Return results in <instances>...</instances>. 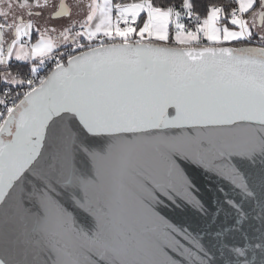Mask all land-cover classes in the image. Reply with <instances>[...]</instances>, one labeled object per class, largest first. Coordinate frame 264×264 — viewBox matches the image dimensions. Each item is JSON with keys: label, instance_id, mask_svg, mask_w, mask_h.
<instances>
[{"label": "water", "instance_id": "obj_1", "mask_svg": "<svg viewBox=\"0 0 264 264\" xmlns=\"http://www.w3.org/2000/svg\"><path fill=\"white\" fill-rule=\"evenodd\" d=\"M223 114L234 129L179 127ZM261 119L264 47L72 55L0 128V264H264V147L223 161L244 188L208 166Z\"/></svg>", "mask_w": 264, "mask_h": 264}, {"label": "crops", "instance_id": "obj_2", "mask_svg": "<svg viewBox=\"0 0 264 264\" xmlns=\"http://www.w3.org/2000/svg\"><path fill=\"white\" fill-rule=\"evenodd\" d=\"M50 1L33 0L29 3L26 1L18 2L17 0H0V8L13 10L15 16L24 13L38 15L37 13L43 5H49ZM63 1L68 9V15L62 16L63 19L61 20L53 15L50 20L44 23L37 22L39 26L36 25L35 27V30L38 31L37 35H47V37L52 35V38L56 36L58 38L56 41L57 49L66 46V44L72 45L73 49H78L99 35L117 34L120 25L123 23L126 24L124 42H130L140 37L145 42L176 47L225 46L243 41L249 43L250 46H255L251 41L264 43V14L262 21L258 23L262 0H232L236 11L227 18L226 23H222V13L219 6L209 7L207 16L204 18L205 24L202 28L204 30L201 31V35L196 41L190 39L175 40L173 29H182L175 23L178 14L169 9L154 8L147 0ZM56 2L51 7L53 13L59 9L62 3L57 2L56 5ZM137 9H139L138 12ZM129 24H134L135 27L132 28ZM76 26H82L86 29L84 37L74 33L73 28ZM35 30L32 29L36 34ZM67 33L73 34L66 39L65 34ZM52 53L54 52H51L50 55ZM46 57L42 59H46ZM12 62L20 63L19 61ZM21 62L29 63L31 61Z\"/></svg>", "mask_w": 264, "mask_h": 264}, {"label": "rangeland", "instance_id": "obj_3", "mask_svg": "<svg viewBox=\"0 0 264 264\" xmlns=\"http://www.w3.org/2000/svg\"><path fill=\"white\" fill-rule=\"evenodd\" d=\"M55 0H51L49 2V5H43L41 10L38 11V15L35 13L32 14H18L17 16L13 15V10L11 9H3L0 8V29H1V37H0V60L2 58H5V62L2 63L5 65L3 68V78L6 81L15 80V76L20 77L19 73H12L8 72V68L6 64L11 63L12 61H35V67L40 66V60L42 58H45L46 56L50 55L51 52H56L58 49V44L56 41H58V38L55 36L52 38V35L47 37L44 35H37L38 31L35 30V27L37 25V22L44 23L45 21H48L51 19V17L54 15L58 20L63 19V17L56 16L57 11L51 10V7L53 4H55ZM59 4L62 2V0H58ZM56 2V5L58 4ZM80 5V4H78ZM139 9H137V12ZM39 26V25H37ZM32 27V28H31ZM43 27V26H42ZM26 29V31H25ZM35 30V32L32 31ZM167 29V28H166ZM174 39H180V40H193L196 41L199 38V34L197 32H185L184 29L174 28ZM204 30V29H203ZM202 30V31H203ZM74 31V28H73ZM42 32V31H41ZM42 34V33H41ZM73 34V33H71ZM71 34L67 33L65 34L66 39ZM85 34H78V36L84 37ZM25 40L28 42L26 43ZM143 42V39H140V37L133 40ZM145 42V41H144ZM201 42L203 40L201 39ZM258 42V41H257ZM261 44L264 46V43L261 42ZM65 45V44H64ZM9 47L6 56L4 57V51L5 48ZM65 49H68L72 45L62 46ZM81 48V47H80ZM70 49V50H71ZM67 50V51H70ZM76 50V48H75ZM6 63V64H5ZM16 74V75H15Z\"/></svg>", "mask_w": 264, "mask_h": 264}, {"label": "built area", "instance_id": "obj_4", "mask_svg": "<svg viewBox=\"0 0 264 264\" xmlns=\"http://www.w3.org/2000/svg\"><path fill=\"white\" fill-rule=\"evenodd\" d=\"M175 23L178 27L184 29L186 32H197L201 35L202 28L205 24L204 18L196 17L191 11H185L184 13L178 15ZM130 27L134 28V24L130 25ZM126 28V24L123 23L119 27V32L117 34H109V35H99L95 37L93 40L88 41L86 46L95 47L110 43L124 42V30ZM86 29L82 26L74 27L75 34H84ZM138 38V37H137ZM27 43V40H25ZM134 42V41H130ZM140 42V41H135ZM255 46L264 47L261 43L251 41ZM72 56V54L65 51H56L46 57V59L40 60V66L35 67V61L29 62L30 73L24 76L23 79L17 80L18 76H15V80L6 81L8 86L5 87L4 95L0 102V128L5 120V118L11 113L15 107L18 105L20 100L30 93L33 89H35L38 85H40L47 75L52 71V69L64 65L65 62Z\"/></svg>", "mask_w": 264, "mask_h": 264}, {"label": "trees", "instance_id": "obj_5", "mask_svg": "<svg viewBox=\"0 0 264 264\" xmlns=\"http://www.w3.org/2000/svg\"><path fill=\"white\" fill-rule=\"evenodd\" d=\"M18 2L26 1L31 3L33 0H17ZM122 1H128V0H122ZM136 1V0H135ZM147 2L154 8H161V9H169L175 12L176 14L180 15L184 13L185 11H191L196 17L198 18H205L207 16L209 7L211 6H219L222 13V23L227 22V18L231 16V14L236 11L235 4L232 0H147ZM156 44V43H155ZM250 44L247 42H239L231 44L230 46L233 47H242V46H249ZM89 48V46H82L78 49H65L60 48L58 51H65L70 50L69 52L74 55L77 54L85 49ZM6 64V63H5ZM5 65L0 63V102L2 100L5 90V87L8 86L6 83V80L3 78V70ZM8 72L12 73H19L20 77H17L16 79H23L24 76L28 75L30 73V66L28 62H11L6 64ZM15 74V75H16Z\"/></svg>", "mask_w": 264, "mask_h": 264}, {"label": "snow or ice", "instance_id": "obj_6", "mask_svg": "<svg viewBox=\"0 0 264 264\" xmlns=\"http://www.w3.org/2000/svg\"><path fill=\"white\" fill-rule=\"evenodd\" d=\"M237 122V119L232 118L227 114H223L213 116L202 121L184 123L182 125H179V127L187 129L198 128L210 130L234 129ZM250 122L264 124V119ZM258 132L259 135H256L255 141H248L247 143H237L233 145L234 148L240 149L239 151H225L223 148H221L217 155L208 162V166L215 170V172L219 176H221V178L228 180L233 186L244 188L245 183L237 170L233 166H231L230 163H224L223 161H225V159L230 161L233 155H243L244 150L254 148L256 146V143H259V145L264 147V127L258 129ZM187 199L194 207L199 208L201 206L200 202L196 200L195 197H192L191 193H188Z\"/></svg>", "mask_w": 264, "mask_h": 264}]
</instances>
